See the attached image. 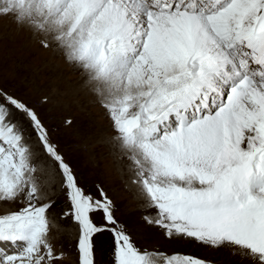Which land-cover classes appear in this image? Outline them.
<instances>
[{"label": "snow or ice", "instance_id": "6c2138e0", "mask_svg": "<svg viewBox=\"0 0 264 264\" xmlns=\"http://www.w3.org/2000/svg\"><path fill=\"white\" fill-rule=\"evenodd\" d=\"M5 17L84 72L155 213L145 223L213 253L138 246L107 189H87L41 113L0 87V264H64L48 215L57 172L77 264H96L106 236L110 264H264V0H0Z\"/></svg>", "mask_w": 264, "mask_h": 264}, {"label": "rangeland", "instance_id": "374dc122", "mask_svg": "<svg viewBox=\"0 0 264 264\" xmlns=\"http://www.w3.org/2000/svg\"><path fill=\"white\" fill-rule=\"evenodd\" d=\"M51 66L61 71L60 84ZM77 72L59 50L42 47L37 37L11 18L0 19V87L24 98L41 113L45 124L54 129L52 138L81 183L87 189L94 190L97 184L107 189L116 204L117 217L128 225L141 248L200 256L212 254L213 249L203 248L189 239L168 240L161 229L145 223L144 217H154L155 213L145 206L136 189L129 186L106 142L105 137L112 134L108 114L93 95L86 92L85 95L82 90L79 94L67 93L68 86L72 90L82 83L84 72ZM45 97L47 103L42 102ZM66 120L72 123L68 125ZM61 180L57 172L48 186L49 196L56 201L48 214L50 235L57 248L65 252L64 264H77L76 226L70 219L60 218L67 208ZM95 258L96 264H110V237L101 240ZM220 259L222 264H228L227 256Z\"/></svg>", "mask_w": 264, "mask_h": 264}, {"label": "bare ground", "instance_id": "6f19581e", "mask_svg": "<svg viewBox=\"0 0 264 264\" xmlns=\"http://www.w3.org/2000/svg\"><path fill=\"white\" fill-rule=\"evenodd\" d=\"M26 29V28H25ZM30 32V31H29ZM33 35V34H32ZM53 49V51H56L57 49L56 48H52ZM56 55V54H55ZM61 55V54H60ZM52 68H53V73H54V75H55V77L57 78V83L58 84H60L61 83V81L63 80V76H62V73H61V71H59V69H57L56 67H53V66H51ZM63 72V71H62ZM80 72V70L78 69V72L77 73H79ZM85 75V74H84ZM83 76V75H82ZM74 77V76H73ZM84 79V78H83ZM83 80H81V82H82ZM65 82V81H64ZM63 85L65 86V83H63ZM67 85V84H66ZM67 89H68V92L67 93H70V92H73V94H75V93H77V94H79L80 93V91L82 90L83 92H84V94L85 95H87L86 93H89L85 88H84V86H83V84L81 83L80 85H79V87H74V89L72 88V90H71V88L68 86L67 87ZM86 92V93H85ZM90 94V93H89ZM92 95V94H91ZM131 187V186H130ZM141 199V198H140ZM142 200V199H141ZM70 235V234H69ZM64 236V235H63Z\"/></svg>", "mask_w": 264, "mask_h": 264}, {"label": "trees", "instance_id": "16d2710c", "mask_svg": "<svg viewBox=\"0 0 264 264\" xmlns=\"http://www.w3.org/2000/svg\"><path fill=\"white\" fill-rule=\"evenodd\" d=\"M58 144V143H57ZM61 152H62V150H61Z\"/></svg>", "mask_w": 264, "mask_h": 264}]
</instances>
